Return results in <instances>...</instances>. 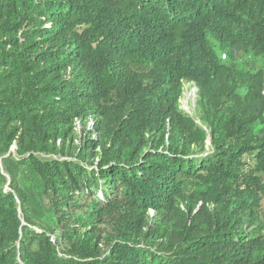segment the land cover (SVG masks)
<instances>
[{
    "label": "trees",
    "instance_id": "obj_1",
    "mask_svg": "<svg viewBox=\"0 0 264 264\" xmlns=\"http://www.w3.org/2000/svg\"><path fill=\"white\" fill-rule=\"evenodd\" d=\"M0 264H264V0H0Z\"/></svg>",
    "mask_w": 264,
    "mask_h": 264
},
{
    "label": "rangeland",
    "instance_id": "obj_2",
    "mask_svg": "<svg viewBox=\"0 0 264 264\" xmlns=\"http://www.w3.org/2000/svg\"><path fill=\"white\" fill-rule=\"evenodd\" d=\"M196 92L197 89L193 84H185L183 88V96L180 100L181 109L184 110L191 117H196ZM93 129L94 125L91 121H88L86 123L81 122L75 124L74 132L70 139L65 140L63 143L59 140L57 141V150H60L62 148V153L56 154L55 157L61 158V156L64 155L67 158L74 160L76 154L80 149V146H86V140H98L99 136L96 132L93 131ZM87 146H89V149H87L86 151L89 155L87 156L86 164L91 165L95 162V159L91 156V153H97L98 147H96L95 144L92 143H88ZM15 149L16 148L13 147L12 150L14 151ZM242 161L244 163L245 170H249L251 167L254 166V157L252 154L244 155Z\"/></svg>",
    "mask_w": 264,
    "mask_h": 264
},
{
    "label": "bare ground",
    "instance_id": "obj_3",
    "mask_svg": "<svg viewBox=\"0 0 264 264\" xmlns=\"http://www.w3.org/2000/svg\"><path fill=\"white\" fill-rule=\"evenodd\" d=\"M194 92H195V90H194ZM187 97V96H186Z\"/></svg>",
    "mask_w": 264,
    "mask_h": 264
},
{
    "label": "built area",
    "instance_id": "obj_4",
    "mask_svg": "<svg viewBox=\"0 0 264 264\" xmlns=\"http://www.w3.org/2000/svg\"><path fill=\"white\" fill-rule=\"evenodd\" d=\"M91 121V120H90ZM92 122V121H91Z\"/></svg>",
    "mask_w": 264,
    "mask_h": 264
}]
</instances>
